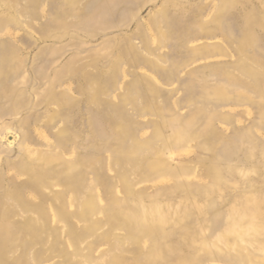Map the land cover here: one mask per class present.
<instances>
[{
  "label": "rangeland",
  "instance_id": "374dc122",
  "mask_svg": "<svg viewBox=\"0 0 264 264\" xmlns=\"http://www.w3.org/2000/svg\"><path fill=\"white\" fill-rule=\"evenodd\" d=\"M0 216L17 264H264V0H0Z\"/></svg>",
  "mask_w": 264,
  "mask_h": 264
},
{
  "label": "crops",
  "instance_id": "0c3cea01",
  "mask_svg": "<svg viewBox=\"0 0 264 264\" xmlns=\"http://www.w3.org/2000/svg\"><path fill=\"white\" fill-rule=\"evenodd\" d=\"M1 216H0V264H17V260H9L7 258V251L10 248V245L12 244L11 239H7L6 237L2 236L1 233ZM8 243L10 245H8ZM27 263L29 264V258H27Z\"/></svg>",
  "mask_w": 264,
  "mask_h": 264
}]
</instances>
